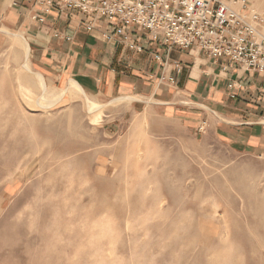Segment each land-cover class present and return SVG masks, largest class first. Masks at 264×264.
I'll return each mask as SVG.
<instances>
[{"label": "rangeland", "instance_id": "rangeland-1", "mask_svg": "<svg viewBox=\"0 0 264 264\" xmlns=\"http://www.w3.org/2000/svg\"><path fill=\"white\" fill-rule=\"evenodd\" d=\"M11 34L0 28V264H264V154L173 107L87 92L43 107Z\"/></svg>", "mask_w": 264, "mask_h": 264}, {"label": "crops", "instance_id": "crops-1", "mask_svg": "<svg viewBox=\"0 0 264 264\" xmlns=\"http://www.w3.org/2000/svg\"><path fill=\"white\" fill-rule=\"evenodd\" d=\"M89 19L54 6L46 10L43 0H0V28L18 33L11 36L23 45V67L26 63L32 72L30 59L41 72L34 74L64 84L75 80L85 93L130 99L133 108L173 107L204 119L238 152L264 154V73L210 58L195 48L173 47L167 53L146 31L130 26V40L143 47L136 51L118 39L107 42L104 19L85 30L82 23Z\"/></svg>", "mask_w": 264, "mask_h": 264}, {"label": "built area", "instance_id": "built-area-1", "mask_svg": "<svg viewBox=\"0 0 264 264\" xmlns=\"http://www.w3.org/2000/svg\"><path fill=\"white\" fill-rule=\"evenodd\" d=\"M46 10L76 11L89 17L91 31L104 19L107 42L120 40L136 51L127 32L137 26L168 53L195 48L210 58H224L241 68L264 73V16L249 0H43ZM159 59L158 53L154 54ZM170 83H174L170 78Z\"/></svg>", "mask_w": 264, "mask_h": 264}, {"label": "bare ground", "instance_id": "bare-ground-1", "mask_svg": "<svg viewBox=\"0 0 264 264\" xmlns=\"http://www.w3.org/2000/svg\"><path fill=\"white\" fill-rule=\"evenodd\" d=\"M26 56H28L27 53H26ZM24 67L27 71H29L28 65L26 63ZM35 78H36V84L42 90L41 105L43 107H49L50 105H53L54 103L58 102L66 92H77V93L82 94L86 98L88 96L75 80H70L66 88L59 90L58 94H55V93L53 94V93H50L49 92L50 90L47 89L43 76L39 74H35ZM87 107H88V111L92 112V111L99 109L101 105L96 100L87 99Z\"/></svg>", "mask_w": 264, "mask_h": 264}]
</instances>
